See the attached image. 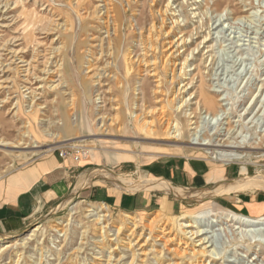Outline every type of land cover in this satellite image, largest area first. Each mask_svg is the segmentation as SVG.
<instances>
[{
  "label": "rangeland",
  "instance_id": "rangeland-1",
  "mask_svg": "<svg viewBox=\"0 0 264 264\" xmlns=\"http://www.w3.org/2000/svg\"><path fill=\"white\" fill-rule=\"evenodd\" d=\"M169 1L172 8L165 11ZM169 1L0 0V80L9 77L14 81V88L11 82L10 88L0 92V136L15 140L27 125L30 127L26 129L33 131L29 146L41 145L25 156L21 154L29 152L27 149L0 148V181L45 156H59L57 148L64 144L79 143L88 151L79 161H71L83 165L78 172L85 176L84 183L106 184L116 193L153 196L152 205L145 211H122L72 191L40 209L19 228L0 227V240L7 241L26 236L42 225L35 239L24 247L3 250L0 264L128 262L132 252L124 241L95 242L101 239L97 237L99 229L87 207H102L103 212L110 213L106 223L111 233L128 215H138L145 223L160 216L175 231L179 221L205 210L206 205L246 215L223 207L209 199V194L190 193L173 184L172 191L127 190L114 181L149 178V166L165 156L207 157L220 163L215 155L192 145L193 138L199 136L222 144L241 142L250 156L223 163H238L247 166L250 175H264V0ZM173 18L180 25L173 26ZM62 23L68 25V31L60 28ZM150 28L152 35L147 38ZM197 28L199 35L188 38L186 47L170 49V41L186 32L196 33ZM209 31L206 46L202 43L195 49ZM18 55L27 63L19 62ZM186 57L189 61L181 65ZM4 65L12 70L1 71ZM22 67L28 71L21 72ZM92 69L98 71V78L91 76ZM48 71L51 76L46 80ZM24 81L31 91L27 98L20 93ZM203 91L218 101L217 108L196 109L198 98L194 96ZM19 103L22 110L16 113ZM189 113L194 116L193 127H198V134L184 138L170 135L165 118L177 119ZM142 117L152 122L155 133L141 131L138 122ZM191 130L193 134L195 130ZM49 148L53 150L47 151ZM163 197L172 202L166 212L159 210ZM206 228H200L201 237L209 251L199 258L211 256L214 249L212 257L224 264H256L254 251H232L223 229ZM254 236L261 238L256 233ZM158 249L152 248L139 264H174L178 260L174 251L164 250L159 255ZM110 255L123 258L108 263ZM188 257L183 264L196 263V256Z\"/></svg>",
  "mask_w": 264,
  "mask_h": 264
},
{
  "label": "bare ground",
  "instance_id": "bare-ground-1",
  "mask_svg": "<svg viewBox=\"0 0 264 264\" xmlns=\"http://www.w3.org/2000/svg\"><path fill=\"white\" fill-rule=\"evenodd\" d=\"M168 8H169V10H171V8H172V6L170 5V1L168 2L167 6H166L165 11H167ZM78 16H79V18L83 19L81 15H78ZM172 21H173V24H172L173 26L174 25L178 26V24L180 25V23H178V21H179L178 19H174ZM67 26L68 25L62 23L60 28H64L63 30H67L68 29ZM151 26L153 28L154 24L152 23ZM151 33H152V31L150 28V32L148 33L147 38H149V36L152 35ZM199 33H200V31L197 28L196 33L192 31L189 33L186 32V35L182 34V36L178 37L177 40H172L169 42L172 44L170 49L174 48V50L175 49L177 50V49H179L180 46L186 47L187 43H188L187 42L188 38L193 39L194 34L199 35ZM209 35H210V31L208 32V34L206 36H204V38L201 42L197 43L195 49H199L202 43H204L203 46H206L205 44L208 42V36ZM151 47H153L152 44H151ZM174 50L173 51L171 50V53L174 52ZM192 53H194V50H192ZM130 58H131V60H134L132 57H130ZM188 58L189 57H186V59L184 60V62L181 65L185 66V64H187V62L189 61ZM95 59H97V58H95ZM13 60L15 61V59H13ZM18 60H19V62H23V64L27 63L21 56L19 57V55H18ZM6 67H7V70H5ZM181 69H183V66H181ZM11 70H12V67H10L9 65L8 66L4 65V67H2L1 71H11ZM18 71L19 70H17V72ZM20 71L21 72H27L28 69H23V67H22V69ZM91 72H92V75H91L92 77H97V78L99 77V73L97 70L92 69ZM45 73H46L45 79L47 80V78L49 76H51V73H50V71H48V73L47 72H45ZM0 79H1V77H0ZM41 80H43V78H41ZM1 81L2 80H0V92L3 91L2 89H4V88H10L9 84H11V82L12 83L14 82L13 80H10L9 77L7 79H5L4 81H2V82ZM98 81L100 82V78L98 79ZM25 83L26 82L24 81L23 90L20 91V93H21V97L27 98L26 96L29 93H31V91H29L30 88L27 87V84H25ZM189 84H191V83H189ZM187 85L188 84H186L185 86H187ZM13 86H14V83L11 87L14 88ZM12 90H14V89H12ZM205 91L201 92L199 95L197 92L196 95L194 96V98H198V101L195 103V104H197L196 109L199 110L202 106L206 109L214 108V107L217 108V106L219 105L218 101L214 100L213 98H210L209 95ZM5 100H6V98H4V101ZM6 101H8V100H6ZM142 101L144 103L145 100L142 99ZM1 102H3V101L0 100V103ZM143 103H142V106H144ZM184 103H186V101L183 102L178 107L181 108ZM21 106L22 105H20V103H19L18 107L17 106L15 107L17 109L15 111L16 113L18 112V110H20V109L22 110ZM153 109H150L149 112L153 111ZM184 115H186V114H184ZM184 115H182V114L179 115V117L177 119L176 118L170 119L168 117L165 118V120H164L165 121V128L168 129L170 135H174L175 137L178 136V137L184 138V137H188L191 135L196 136L198 134V130H197L198 127L197 126L193 127V125L196 123L193 121L194 116H192L191 113H189L188 116H185V117H184ZM137 116H138V114H136L134 117L136 118ZM100 118L104 119V116L103 117L100 116ZM112 120L114 121V119H112ZM104 122L105 121H103V123ZM116 123H118V122H116ZM151 123H152L151 121H149V120L147 121L144 117H142L140 119V121L138 122L139 127L141 128V131H143L145 133H149V134L151 132H153V133L156 132V130H152V127L150 126ZM28 127H30V126H27V125L23 126L22 128H25V129L24 130L22 128L20 129V134H19L18 138H16L15 140H9V139H6L4 137L2 138V136H0V148H2V149L11 148L13 151L14 150L19 151L21 149L29 150V152L28 151L22 152V154H21L22 156H25L27 153H35L37 148H40L41 145L35 144L31 147L29 146L28 139L30 138V136L33 135L31 133L33 131L30 129H26ZM64 128L66 130L70 129L68 126H64ZM126 128H128V126ZM191 129L195 130L193 132V134L191 132L192 131ZM56 136L57 135H55V137ZM220 140L221 139H219V141ZM222 143L216 142L215 140H213V141L208 140L206 137H203V136H201V137L199 136V138L194 137L193 141H192V145H197L199 147H202L203 149H205L207 151V153L215 155L218 158L217 160H219L220 162H225V161L230 162L233 160H241V159H244V158L250 156V152H249V150H247V146L242 145L241 142L240 143L239 142H237V143L231 142L229 144H222ZM262 143H264V140ZM136 144H139V141H136ZM253 148H256V147H253ZM50 150H53V148L47 149V151H50ZM105 170H107V169L105 168ZM243 173H244L243 174L244 176H241L238 179L236 178V180L234 182H232L230 180L231 184L233 183V185L230 184L231 186L229 185V187L225 190L230 192V190H234V189H238V190L254 189V188L255 189L256 188L257 189H264V175L254 176V175L246 174V168L245 167L243 168ZM104 175L106 178L110 179L109 174L104 173ZM114 181L116 184L123 186L124 189H127V190L128 189H131V190L132 189H140V188H144L146 190L147 189H149V190L150 189L151 190L152 189L153 190L168 189L170 191L175 190L173 188V186L171 185V183H169L165 179L155 178L153 176H151L149 178L147 176V178L140 180L138 182L131 179V178L129 179L126 177L116 178V179H114ZM223 186H221V187L223 188ZM250 191H252V190H250ZM204 204H206V203H204ZM206 207L207 208L205 210H201L195 214L188 216L184 220L179 221V223L176 224L177 231H175L173 229L174 228L173 226L169 227L170 225L168 226L167 223H163L164 221L162 222L160 216L152 217L147 223H145V221H143L140 218V216H138V215H132V216L128 215L126 219L121 220L122 222L120 223L119 226H116V230H114V233H111L112 230L109 229L108 224L106 223V221L109 220L110 213H108L107 211L103 212L102 207L101 208L87 207L86 211L88 212L89 216L94 217L93 221H95L98 225V229H99L98 234L99 235L97 237H99L101 239H97L95 241L96 243H102L106 239H109L110 241H115V242L117 241L118 243L124 241L125 242L124 243L125 248H128L129 250H131V252H132L131 254H129V255L126 254V257L128 255V258L130 257L129 258L130 260L124 264H139V262L143 261L144 256L148 252H150L151 249L154 247H156V249L158 247H160V249H158L159 255L160 254L162 255L164 250L169 251V252L174 251L177 255H179L178 260L174 261V264L185 263L186 258L187 259L189 258L188 255L196 256V258H195L196 263L195 264H224L223 261L221 262L220 260L216 259L215 257H212L215 255L214 249L211 251V256H207V257H205V259L199 258V256H201V255L206 256L208 251H209V250H207V245H206L204 238L201 237L202 230L200 229L201 227L207 229L206 226H209L210 228L213 227L214 230H216L217 228L223 229L226 237L229 239V243L231 244L230 248H232V251H234L233 249H236V250L244 252V254H248L249 252L254 251L256 253V257L259 261V263L257 261L256 264L264 263V216L253 217V216L241 215V214L233 213V212H230L227 210L216 209L215 207H213V205H212V207L210 205H206ZM204 223H206V224H204ZM41 226H42L41 224L35 226V228L29 234H27L26 236H23L21 238H16L14 240H7V241L6 240L5 241L0 240V253L3 250L8 249V248H12V247L15 248V247H18L20 245L24 247V245H26L27 243H29L30 241L35 239V237L37 236V232L39 231ZM128 231H130V233H127ZM255 233L257 236L260 235L261 238L260 237L256 238L254 236ZM135 235H137V236H135ZM115 249H117V246H115ZM227 252H228V250L225 251V255L227 254ZM111 253H112V251H111ZM225 255L221 259H224ZM115 256L110 255L108 263H111V260H116L117 262H119L123 258L122 256H116V257ZM205 261H206V263H205ZM190 262H192V261H190Z\"/></svg>",
  "mask_w": 264,
  "mask_h": 264
},
{
  "label": "crops",
  "instance_id": "crops-1",
  "mask_svg": "<svg viewBox=\"0 0 264 264\" xmlns=\"http://www.w3.org/2000/svg\"><path fill=\"white\" fill-rule=\"evenodd\" d=\"M71 160L48 155L3 178L0 181V227L5 230L17 229L40 209L56 203L72 191L80 197L106 203L122 211H145L152 205L151 195L116 193L106 184L94 181L84 183L85 176L78 172L83 165ZM244 167L246 174H250L247 166L238 163H219L207 157L176 155L155 160L147 173L187 189L190 193L210 194L209 199L216 200L225 208L248 216H264V189L225 190L231 181L244 176ZM159 203V210L166 212L171 209L172 202L166 197Z\"/></svg>",
  "mask_w": 264,
  "mask_h": 264
},
{
  "label": "built area",
  "instance_id": "built-area-1",
  "mask_svg": "<svg viewBox=\"0 0 264 264\" xmlns=\"http://www.w3.org/2000/svg\"><path fill=\"white\" fill-rule=\"evenodd\" d=\"M59 156L62 158H72L75 161H79L83 157L88 149L83 144L79 143H67L57 148Z\"/></svg>",
  "mask_w": 264,
  "mask_h": 264
}]
</instances>
